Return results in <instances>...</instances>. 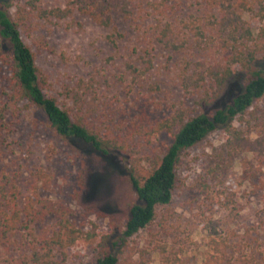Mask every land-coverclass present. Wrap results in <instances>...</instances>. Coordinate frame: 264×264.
I'll use <instances>...</instances> for the list:
<instances>
[{
    "label": "rangeland",
    "instance_id": "374dc122",
    "mask_svg": "<svg viewBox=\"0 0 264 264\" xmlns=\"http://www.w3.org/2000/svg\"><path fill=\"white\" fill-rule=\"evenodd\" d=\"M29 1L0 0V4H11L14 19L17 9H30ZM176 2L178 20L201 14L200 0ZM65 3L40 0L39 5L63 8ZM112 18V27L103 28L76 16L81 27L69 30L62 22L43 24L31 18L32 26L22 27L21 37L35 56L44 93L72 120L125 136L141 154L161 156L171 143L168 134L162 132L154 142H147L144 134L175 109L202 111L182 91L177 73L185 62L194 64L207 57L190 46L179 52L164 48L155 40L153 18L125 19L117 12ZM244 19L254 33L264 25L253 14H245ZM128 65L139 71L150 68L137 77ZM10 74L9 67L0 63V98ZM243 85L241 76L230 79L214 108ZM234 125L243 136L263 140L264 145V97ZM180 160L171 203L157 210L148 227L127 239L125 252L131 248L136 260L142 252L145 262L159 264L162 246L184 264H208L214 239L233 244L236 256L254 251L260 257L264 250V151H231L227 135L218 129L182 151ZM39 168L50 180V188L41 190V196L67 208L70 226L83 234L67 251L66 264H91L98 251L110 249L124 229L133 200L125 160L58 136L38 109L6 114L0 121V178L6 176L24 191Z\"/></svg>",
    "mask_w": 264,
    "mask_h": 264
},
{
    "label": "trees",
    "instance_id": "16d2710c",
    "mask_svg": "<svg viewBox=\"0 0 264 264\" xmlns=\"http://www.w3.org/2000/svg\"><path fill=\"white\" fill-rule=\"evenodd\" d=\"M39 2L29 1V10L17 9L14 19L9 12L11 4H0V63L11 72L0 98V121L8 113L17 115L32 107L42 111L49 128L58 136L79 140L103 156L120 155L127 165L133 200L121 236L110 249L102 247L91 264H149L142 259V252L138 260L131 248L125 252L127 239L148 227L157 210L171 203L182 151L218 129L227 135L231 151H264L263 140L246 138L234 125L264 97V25L254 33L244 19L245 14H253L264 23V0H200L201 14L188 20L177 19L176 0H66L63 8H46ZM113 12L125 19L135 15L153 18L155 40L164 48L179 52L190 46L207 57L194 64L185 62L177 73L182 91L194 98L202 111L175 109L144 134L147 142L156 141L162 132L168 134L171 143L161 156L141 154L125 136L100 132L72 120L55 99L44 93L45 83L35 56L21 37V28L32 26L31 18L43 24L62 22L69 30L81 27L75 19L80 16L111 28ZM108 39L113 42L112 36ZM128 68L140 77L150 67L140 71L132 65ZM237 76L244 81L241 90L214 108L223 99L227 82ZM34 177L24 191L6 176L0 178V264H66L67 251L83 236L70 226L67 208L41 196V190L50 188L47 173L39 168ZM52 219L56 221L46 225ZM211 245L213 253L207 258L208 264H263L264 250L261 258L254 251L241 257L236 256L233 244L212 239ZM158 253L159 264H184L162 246Z\"/></svg>",
    "mask_w": 264,
    "mask_h": 264
}]
</instances>
